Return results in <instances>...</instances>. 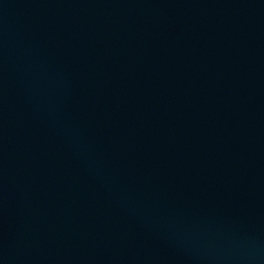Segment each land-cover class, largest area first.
<instances>
[{
    "label": "water",
    "instance_id": "water-1",
    "mask_svg": "<svg viewBox=\"0 0 264 264\" xmlns=\"http://www.w3.org/2000/svg\"><path fill=\"white\" fill-rule=\"evenodd\" d=\"M0 264H264V0H0Z\"/></svg>",
    "mask_w": 264,
    "mask_h": 264
}]
</instances>
